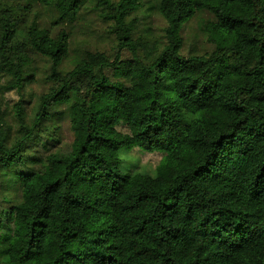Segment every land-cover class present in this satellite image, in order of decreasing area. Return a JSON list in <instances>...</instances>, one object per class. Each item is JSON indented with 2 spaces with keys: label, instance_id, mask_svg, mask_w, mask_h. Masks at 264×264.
<instances>
[{
  "label": "trees",
  "instance_id": "1",
  "mask_svg": "<svg viewBox=\"0 0 264 264\" xmlns=\"http://www.w3.org/2000/svg\"><path fill=\"white\" fill-rule=\"evenodd\" d=\"M33 1L0 4V188L19 193L0 213V264H264V0H159L163 41L134 38L142 0H96L118 52L70 69L69 34L30 19ZM87 1L43 4L73 22ZM203 13L212 51L186 57L183 27ZM39 74L48 91L30 122L15 105L13 134L5 95ZM63 109L73 141L37 156ZM122 149L163 159L124 172Z\"/></svg>",
  "mask_w": 264,
  "mask_h": 264
},
{
  "label": "rangeland",
  "instance_id": "2",
  "mask_svg": "<svg viewBox=\"0 0 264 264\" xmlns=\"http://www.w3.org/2000/svg\"><path fill=\"white\" fill-rule=\"evenodd\" d=\"M22 2L23 0H17ZM159 0H142L139 8L132 12L127 18V24L130 29H134L135 39L141 36L151 40L163 41L165 38V30L167 23L156 11V5ZM0 4L16 5V0H0ZM32 13L30 19L39 18L40 23L46 28L49 34H56L60 31L66 32L70 37V55L64 62V69H70L74 65L75 60L86 51L104 52L111 57H115L118 52V34L115 21L111 16L99 5L96 0L87 1L82 6L73 22L57 21V14L43 4V0H34L31 3ZM210 19L206 13L199 14L195 19L185 24L181 33L184 49L183 54L187 57L190 55H204L212 51V45L206 40L203 34L205 23ZM123 59L131 58V52L128 48L121 49ZM48 85L45 84L43 76L37 75L35 80L28 84L23 95L12 92L5 95V103L9 115L7 122L13 128V134L17 130L15 105L24 100L27 106L28 121H32L34 113L32 108L34 102L38 98L47 93ZM23 96V97H22ZM4 106H2L3 108ZM5 108H3L4 110ZM52 125L56 137H59L58 142L47 144L45 147L39 145V157H45L50 153L65 152L71 142L73 135L70 128V119L65 114L54 118ZM49 128L48 131H52ZM46 138V136H44ZM121 169L124 172H142L153 174L163 159V154L154 153L148 154L140 149H134L128 152L122 149L120 153ZM0 188V213L6 211L9 207L7 200L10 198H18V189L13 184L6 185L3 183ZM8 188V189H7ZM3 221L7 223L8 218L3 217Z\"/></svg>",
  "mask_w": 264,
  "mask_h": 264
}]
</instances>
